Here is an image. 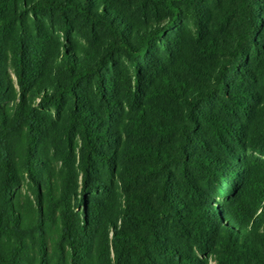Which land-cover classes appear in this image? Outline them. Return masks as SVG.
Listing matches in <instances>:
<instances>
[{"label": "trees", "instance_id": "1", "mask_svg": "<svg viewBox=\"0 0 264 264\" xmlns=\"http://www.w3.org/2000/svg\"><path fill=\"white\" fill-rule=\"evenodd\" d=\"M0 264H264V0H0Z\"/></svg>", "mask_w": 264, "mask_h": 264}]
</instances>
